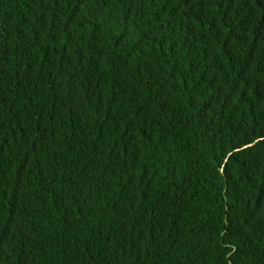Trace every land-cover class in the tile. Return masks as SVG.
Here are the masks:
<instances>
[{
    "label": "trees",
    "instance_id": "1",
    "mask_svg": "<svg viewBox=\"0 0 264 264\" xmlns=\"http://www.w3.org/2000/svg\"><path fill=\"white\" fill-rule=\"evenodd\" d=\"M0 264H264V0H0Z\"/></svg>",
    "mask_w": 264,
    "mask_h": 264
}]
</instances>
